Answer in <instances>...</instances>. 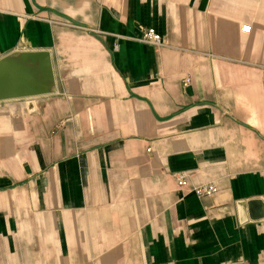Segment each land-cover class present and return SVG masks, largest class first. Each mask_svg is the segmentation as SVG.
<instances>
[{
    "label": "crops",
    "instance_id": "crops-1",
    "mask_svg": "<svg viewBox=\"0 0 264 264\" xmlns=\"http://www.w3.org/2000/svg\"><path fill=\"white\" fill-rule=\"evenodd\" d=\"M29 52L54 86L0 102V264H264V0H0Z\"/></svg>",
    "mask_w": 264,
    "mask_h": 264
},
{
    "label": "water",
    "instance_id": "water-1",
    "mask_svg": "<svg viewBox=\"0 0 264 264\" xmlns=\"http://www.w3.org/2000/svg\"><path fill=\"white\" fill-rule=\"evenodd\" d=\"M53 86L47 52L21 53L0 60V102L46 96Z\"/></svg>",
    "mask_w": 264,
    "mask_h": 264
},
{
    "label": "built area",
    "instance_id": "built-area-1",
    "mask_svg": "<svg viewBox=\"0 0 264 264\" xmlns=\"http://www.w3.org/2000/svg\"><path fill=\"white\" fill-rule=\"evenodd\" d=\"M244 32L249 31L248 26H244L242 29ZM139 43L153 46V47H164V43L160 37L159 34H157L153 29H145L143 30L140 38L138 39ZM189 81L188 79H185L183 81V84H187ZM264 174V173H263ZM174 180L179 187H185L188 185V177L183 174H178L174 177ZM191 191L197 196V197H211L216 193V187L213 183L208 184H202L199 186H193L191 188Z\"/></svg>",
    "mask_w": 264,
    "mask_h": 264
},
{
    "label": "rangeland",
    "instance_id": "rangeland-1",
    "mask_svg": "<svg viewBox=\"0 0 264 264\" xmlns=\"http://www.w3.org/2000/svg\"><path fill=\"white\" fill-rule=\"evenodd\" d=\"M247 26H248V25H247ZM248 27H249V31H250V26H248ZM249 31H248V32H249ZM248 32H247V33H248Z\"/></svg>",
    "mask_w": 264,
    "mask_h": 264
}]
</instances>
